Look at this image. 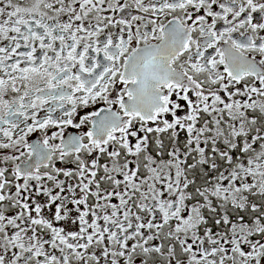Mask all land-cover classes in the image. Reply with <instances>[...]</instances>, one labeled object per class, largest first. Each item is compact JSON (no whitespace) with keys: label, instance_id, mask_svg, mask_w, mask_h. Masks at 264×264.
<instances>
[{"label":"snow or ice","instance_id":"obj_1","mask_svg":"<svg viewBox=\"0 0 264 264\" xmlns=\"http://www.w3.org/2000/svg\"><path fill=\"white\" fill-rule=\"evenodd\" d=\"M0 264H264V0H0Z\"/></svg>","mask_w":264,"mask_h":264}]
</instances>
